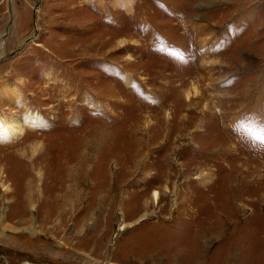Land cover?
<instances>
[{
	"label": "rangeland",
	"instance_id": "1",
	"mask_svg": "<svg viewBox=\"0 0 264 264\" xmlns=\"http://www.w3.org/2000/svg\"><path fill=\"white\" fill-rule=\"evenodd\" d=\"M2 41L0 264H264V0H0Z\"/></svg>",
	"mask_w": 264,
	"mask_h": 264
},
{
	"label": "bare ground",
	"instance_id": "2",
	"mask_svg": "<svg viewBox=\"0 0 264 264\" xmlns=\"http://www.w3.org/2000/svg\"><path fill=\"white\" fill-rule=\"evenodd\" d=\"M3 47V41L0 44V49ZM5 93L7 96H10V91L5 90ZM13 99V98H12ZM21 121V120H20ZM19 119L15 118H3V116H0V140L5 139L7 142L10 143V141L16 136L20 135L23 132V128L25 127L22 122H20ZM40 122L39 117L36 116H30L27 120V125L30 124H37ZM159 198V193L157 191L153 194V199L157 201ZM126 226H123L121 228V231L124 230Z\"/></svg>",
	"mask_w": 264,
	"mask_h": 264
},
{
	"label": "flooded vegetation",
	"instance_id": "3",
	"mask_svg": "<svg viewBox=\"0 0 264 264\" xmlns=\"http://www.w3.org/2000/svg\"><path fill=\"white\" fill-rule=\"evenodd\" d=\"M0 44H1V42H0Z\"/></svg>",
	"mask_w": 264,
	"mask_h": 264
},
{
	"label": "water",
	"instance_id": "4",
	"mask_svg": "<svg viewBox=\"0 0 264 264\" xmlns=\"http://www.w3.org/2000/svg\"><path fill=\"white\" fill-rule=\"evenodd\" d=\"M9 263V262H8Z\"/></svg>",
	"mask_w": 264,
	"mask_h": 264
}]
</instances>
